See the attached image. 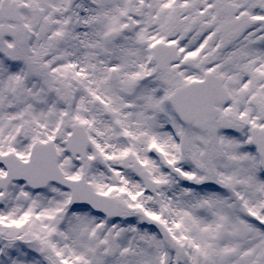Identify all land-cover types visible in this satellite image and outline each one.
<instances>
[{"label":"snow or ice","instance_id":"1","mask_svg":"<svg viewBox=\"0 0 264 264\" xmlns=\"http://www.w3.org/2000/svg\"><path fill=\"white\" fill-rule=\"evenodd\" d=\"M0 264H264V0H0Z\"/></svg>","mask_w":264,"mask_h":264}]
</instances>
